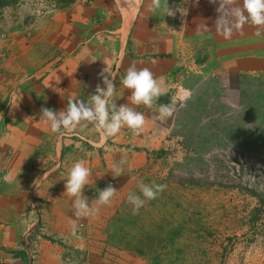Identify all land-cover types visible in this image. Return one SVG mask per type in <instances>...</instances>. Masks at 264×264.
Here are the masks:
<instances>
[{"label":"crops","instance_id":"crops-1","mask_svg":"<svg viewBox=\"0 0 264 264\" xmlns=\"http://www.w3.org/2000/svg\"><path fill=\"white\" fill-rule=\"evenodd\" d=\"M164 3L153 9L151 0H57L25 25L12 16L23 28L13 24L10 51H0L6 54L0 61V264H132L128 249L108 246L113 240L104 216L115 207H93L94 214L78 217L74 197L65 193L82 147L104 141L99 130L78 126L54 133L40 119L42 107L60 111L69 99L90 102L107 67L115 105L128 104L146 118L141 135L125 126L109 140L146 143L156 119L131 103V90L121 83L130 66L162 78L168 95L189 76L264 75V32L258 36L246 24L226 39L215 25L218 4L168 0L172 8L187 9L180 20L179 12L165 14ZM13 6L3 7L12 12ZM84 162L90 177L105 174L96 171L94 159Z\"/></svg>","mask_w":264,"mask_h":264},{"label":"rangeland","instance_id":"rangeland-1","mask_svg":"<svg viewBox=\"0 0 264 264\" xmlns=\"http://www.w3.org/2000/svg\"><path fill=\"white\" fill-rule=\"evenodd\" d=\"M50 2L57 6V0H0L6 26L0 51H10L13 24L21 28L14 14L25 25ZM9 4L12 12L3 7ZM182 90L190 98L159 120V105ZM174 91L147 108L156 122L146 143L107 139L82 147V160L94 159L105 173L89 177L83 195L97 197L109 184L117 190L110 205L92 204L115 207L104 216L109 248L128 249L132 264H264V75L189 76ZM141 181L166 188L133 214L127 196L141 195Z\"/></svg>","mask_w":264,"mask_h":264},{"label":"clouds","instance_id":"clouds-1","mask_svg":"<svg viewBox=\"0 0 264 264\" xmlns=\"http://www.w3.org/2000/svg\"><path fill=\"white\" fill-rule=\"evenodd\" d=\"M209 2L214 5L218 4L215 25L217 31L226 39L230 38L234 31H241L246 24L255 26L258 36L264 32V0H242V4L238 3V0H209ZM151 7L160 9L162 7L161 0H151ZM163 10L168 16H175L177 12L181 16L187 14V9L184 7H170L168 0L163 4ZM99 75L103 87L101 84L96 85L90 102L69 99L67 107L60 111L48 107L40 109V119L50 125L52 132L62 134L64 131L76 129L78 126H93L99 130L101 138L106 141L115 137L125 126L131 129L135 135L144 131L146 118L142 112L134 111L128 104L119 107L115 105L116 86L107 67ZM121 83L125 88L131 90L132 104H142L147 108H153L156 101L167 93L162 78H156L148 68L138 70L135 66H130ZM182 91L183 94L180 95L178 92L177 98H174L172 103L159 105V120L165 121L171 118L176 111V105L179 103L183 106L190 98L188 90ZM90 176V168L85 166L83 160H79L74 163L66 179L65 193L74 197L73 207L76 210L75 215L78 217L94 214L96 209L92 207L93 203L110 205L117 193V190L109 184L103 190H98L97 198L89 203L88 198L83 195V191L88 185ZM138 187L141 195L129 193L127 196L128 202L133 205V214L138 213L147 201L156 199L165 190L166 185L155 183L149 185L141 181Z\"/></svg>","mask_w":264,"mask_h":264},{"label":"built area","instance_id":"built-area-1","mask_svg":"<svg viewBox=\"0 0 264 264\" xmlns=\"http://www.w3.org/2000/svg\"><path fill=\"white\" fill-rule=\"evenodd\" d=\"M46 5H48L47 9H45V11H43L41 14H43L44 12H47V10H49V9L55 8V4L53 2H50ZM46 5H45V7H46ZM182 18H183V16H181V14L179 13V19L182 20ZM1 54H2V56H5L4 52H2ZM0 182H1V177H0Z\"/></svg>","mask_w":264,"mask_h":264}]
</instances>
